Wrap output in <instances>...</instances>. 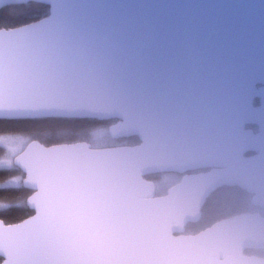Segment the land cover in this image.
Here are the masks:
<instances>
[{
	"label": "snow or ice",
	"instance_id": "1",
	"mask_svg": "<svg viewBox=\"0 0 264 264\" xmlns=\"http://www.w3.org/2000/svg\"><path fill=\"white\" fill-rule=\"evenodd\" d=\"M124 7L0 0V264H264V72L189 85Z\"/></svg>",
	"mask_w": 264,
	"mask_h": 264
},
{
	"label": "water",
	"instance_id": "2",
	"mask_svg": "<svg viewBox=\"0 0 264 264\" xmlns=\"http://www.w3.org/2000/svg\"><path fill=\"white\" fill-rule=\"evenodd\" d=\"M74 2L127 6L120 11L146 26L152 45L166 54L177 74L189 85L211 79L226 93L246 78L264 72L261 0ZM258 87H264V82ZM256 98L258 102L253 103L260 106L262 100Z\"/></svg>",
	"mask_w": 264,
	"mask_h": 264
},
{
	"label": "trees",
	"instance_id": "3",
	"mask_svg": "<svg viewBox=\"0 0 264 264\" xmlns=\"http://www.w3.org/2000/svg\"><path fill=\"white\" fill-rule=\"evenodd\" d=\"M258 102V99H255V103ZM27 215V205H24L22 207L16 208L14 210H12L9 214H7V216H0L1 218H6L9 221H18L21 218L26 217Z\"/></svg>",
	"mask_w": 264,
	"mask_h": 264
},
{
	"label": "flooded vegetation",
	"instance_id": "4",
	"mask_svg": "<svg viewBox=\"0 0 264 264\" xmlns=\"http://www.w3.org/2000/svg\"><path fill=\"white\" fill-rule=\"evenodd\" d=\"M254 103H255V100H254ZM256 104V103H255ZM247 127L248 128H251V129H256L257 128V126L254 124V123H250V124H248L247 125ZM30 212V209L28 208V206H27V214ZM1 218V217H0Z\"/></svg>",
	"mask_w": 264,
	"mask_h": 264
}]
</instances>
